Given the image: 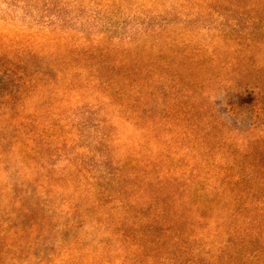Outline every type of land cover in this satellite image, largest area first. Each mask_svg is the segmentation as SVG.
I'll use <instances>...</instances> for the list:
<instances>
[{"label": "rangeland", "instance_id": "374dc122", "mask_svg": "<svg viewBox=\"0 0 264 264\" xmlns=\"http://www.w3.org/2000/svg\"><path fill=\"white\" fill-rule=\"evenodd\" d=\"M186 91L195 109L237 128L238 144L264 137V0H0V102L27 130L55 136L11 156V128L0 131V264L119 263L123 201L159 191L153 178L131 175L163 159L174 164L178 143L188 145L181 125L157 122ZM226 103L238 107L230 119ZM131 159L142 171L121 168ZM198 168L205 193L212 179ZM177 171L190 175V167ZM244 186L255 203V178ZM196 188L187 189L192 201ZM240 192L203 195L201 219L191 204L180 207L188 223L198 221L194 259L264 260L255 252L264 238L245 239L254 221L234 213ZM126 223L132 232V215Z\"/></svg>", "mask_w": 264, "mask_h": 264}, {"label": "trees", "instance_id": "16d2710c", "mask_svg": "<svg viewBox=\"0 0 264 264\" xmlns=\"http://www.w3.org/2000/svg\"><path fill=\"white\" fill-rule=\"evenodd\" d=\"M187 92L180 100H174V105L168 108L166 116L159 117L157 122L160 125L166 123L168 126L174 125L171 129L181 125L177 128L180 130V138L182 136V141L186 139L188 145L184 147V145L179 146L178 143V152L183 154V157L181 160L177 159L174 164L166 163L163 159L162 163L153 164L152 167L145 165V172H135L131 175L134 182L137 183L142 179L153 178L152 181H156L154 183L159 191H131L132 195L127 197V201H123L120 208L119 226L114 234L119 237L118 248L120 252L124 251V255L117 264H126L129 260L131 264H205L194 259L193 254L195 240L191 236L193 226L198 221L193 225L192 222L188 223V219L180 207L191 204L196 208L197 216L201 219L202 216L199 212L206 210L207 207L200 198L203 195L205 197H208L209 194L212 195L215 188L227 187L228 190L233 191L235 187H241L243 192L236 193L234 197L235 202H238L239 205L234 213H239V215L244 213L247 221L251 220L255 223V231L249 233L245 239L250 243L255 233L256 245L259 240L264 238V233H262L264 230V137L259 135L254 140L238 144L232 136L237 128L214 111L195 109L196 99H192ZM225 105L227 106L225 116L229 119L236 116L238 107H228L227 103ZM10 110L11 107L8 108L5 101L0 102V131L7 128H11L12 131V134L8 135V141L11 143V152L9 153L11 156L19 145L24 148L26 155H29L34 149V144L42 142L50 144L52 142L54 134L45 135L41 129L27 130L26 121L20 120ZM2 120H4L5 126L2 125ZM167 120L169 121L167 122ZM5 139L6 137H0V156L3 153L2 142ZM195 151H197V158L200 160L196 164H192L193 155L188 159L186 157ZM236 156L242 157V163H239V158L234 159ZM230 157H233V160ZM223 159H225V163H223ZM189 167L190 175L187 177H183L177 171L179 168ZM245 167L248 168V171ZM121 168L142 171L140 161L133 159ZM196 168H198V172L206 168L204 174L208 179L210 177L214 183L219 181L220 184L214 186L211 181L210 184L208 183V190L205 194V188L201 187L202 182L199 179V174L195 173ZM254 178L255 203L248 198L253 187L244 186L245 182ZM193 184L197 187L195 201H192L191 194H188L187 191ZM99 196L101 195H95L98 202H104V199ZM18 203L21 201L19 200ZM21 206L23 205L21 204ZM131 215L135 220V224H132L134 229L132 232L126 228V221L130 219ZM143 224L144 228H142ZM256 251L259 259L260 255L264 257V249L255 247ZM221 264L227 263L223 260ZM259 264H264V260L261 259Z\"/></svg>", "mask_w": 264, "mask_h": 264}]
</instances>
